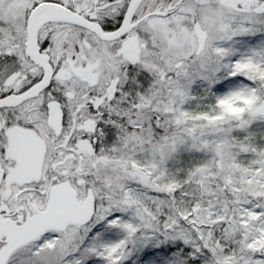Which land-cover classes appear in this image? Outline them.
<instances>
[{
  "label": "snow or ice",
  "instance_id": "snow-or-ice-1",
  "mask_svg": "<svg viewBox=\"0 0 264 264\" xmlns=\"http://www.w3.org/2000/svg\"><path fill=\"white\" fill-rule=\"evenodd\" d=\"M0 264H264V0H0Z\"/></svg>",
  "mask_w": 264,
  "mask_h": 264
}]
</instances>
